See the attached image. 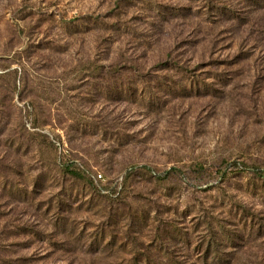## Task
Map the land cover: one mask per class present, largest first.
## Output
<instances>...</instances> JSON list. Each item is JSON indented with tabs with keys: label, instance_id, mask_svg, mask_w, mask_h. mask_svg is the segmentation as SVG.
<instances>
[{
	"label": "rangeland",
	"instance_id": "rangeland-1",
	"mask_svg": "<svg viewBox=\"0 0 264 264\" xmlns=\"http://www.w3.org/2000/svg\"><path fill=\"white\" fill-rule=\"evenodd\" d=\"M0 264H264V0H0Z\"/></svg>",
	"mask_w": 264,
	"mask_h": 264
},
{
	"label": "built area",
	"instance_id": "built-area-1",
	"mask_svg": "<svg viewBox=\"0 0 264 264\" xmlns=\"http://www.w3.org/2000/svg\"><path fill=\"white\" fill-rule=\"evenodd\" d=\"M96 178H97L98 180H100V179H101L100 174H97V175H96Z\"/></svg>",
	"mask_w": 264,
	"mask_h": 264
}]
</instances>
